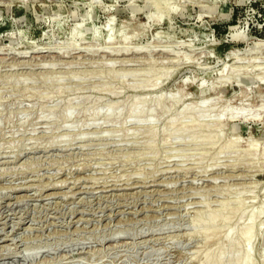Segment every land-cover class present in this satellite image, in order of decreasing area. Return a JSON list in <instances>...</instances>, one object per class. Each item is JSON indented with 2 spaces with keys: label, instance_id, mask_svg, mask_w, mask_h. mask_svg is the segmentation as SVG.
I'll return each instance as SVG.
<instances>
[{
  "label": "rangeland",
  "instance_id": "obj_1",
  "mask_svg": "<svg viewBox=\"0 0 264 264\" xmlns=\"http://www.w3.org/2000/svg\"><path fill=\"white\" fill-rule=\"evenodd\" d=\"M263 107L264 0H0V264H261Z\"/></svg>",
  "mask_w": 264,
  "mask_h": 264
},
{
  "label": "bare ground",
  "instance_id": "obj_2",
  "mask_svg": "<svg viewBox=\"0 0 264 264\" xmlns=\"http://www.w3.org/2000/svg\"><path fill=\"white\" fill-rule=\"evenodd\" d=\"M121 30V29H120ZM113 39V38H112ZM122 39H124V38H122ZM127 47V46H126ZM35 51V50H34ZM256 75V74H255ZM257 76V75H256ZM162 77V76H161ZM157 78H159V77H157ZM223 78V77H222ZM227 78V77H226ZM145 79H147V78H144V80ZM147 80H149V79H147ZM146 81H144V83H145ZM148 82V81H147ZM142 83H143V80H142ZM146 84V83H145ZM156 84L158 85V83L156 82ZM140 86V85H139ZM138 86V87H139ZM143 86H145L144 84H143ZM155 86V85H154ZM142 87V85L140 86V88ZM172 97H174L175 98V96H173L172 95ZM167 98V97H166ZM210 98L211 97H209V101H210ZM213 98H215L214 96L212 97V101L214 102V100H213ZM162 96L160 95V94H158V96L156 95L155 97H153L152 98V101H150L149 103H150V105H149V107H150V109L149 110H152L153 109V111L155 110V111H157L158 109H160V107H161V103H162ZM171 99V98H170ZM176 99V98H175ZM175 99H173V100H175ZM206 99V98H205ZM204 99V102L205 101H207V103H206V106H207V104H208V98H207V100H205ZM168 100H169V98H168ZM180 100H182V99H180ZM215 100H216V98H215ZM147 101H148V99H147ZM212 101H210V102H212ZM198 102H200V101H198ZM203 104H204V106H205V103L203 102V100L201 101ZM216 102V101H215ZM139 103H142V106L143 105H145V104H147L148 102H146V99H137V100H135L134 101V103H133V106L131 105V107H134V108H136V106L139 104ZM175 104H177L176 102H175ZM192 104L194 105L195 103L194 102H192ZM203 104H201V103H199V105L198 104H196L195 106H187V107H185V105H184V109H185V111H190V112H193L194 110H197V109H199V108H197V107H199V106H202ZM215 105H216V103H214ZM141 106V108H146V106H144V107H142ZM209 107H210V105H209ZM222 107V106H221ZM114 108H115V106L113 107V106H110L109 108H108V110H107V114H108V116L109 115H111L113 112H114ZM130 108V107H129ZM134 108H132V109H134ZM140 108V109H141ZM172 108H173V105H172ZM176 108V107H175ZM183 107H181V109H182ZM197 108V109H196ZM203 108H205V107H203ZM212 108H214V107H212ZM215 108H216V106H215ZM215 108L213 109V110H215ZM226 108H228L227 106L225 107V109L224 110H226ZM163 109V108H162ZM174 109V108H173ZM181 109H180V111H181ZM207 109V108H206ZM220 109H222V108H220ZM231 108H229V109H227L226 111H227V113L229 112V110H230ZM245 109V108H244ZM258 109V108H257ZM263 109H264V107H263ZM144 110V109H143ZM183 110V109H182ZM219 110V109H218ZM224 110L223 111H221V113H224ZM152 111V112H153ZM154 111V112H155ZM179 111V112H180ZM210 111H211V107H210ZM225 111V112H226ZM153 112V113H154ZM217 113V112H216ZM152 114V113H151ZM156 114V113H155ZM191 114V113H190ZM214 114V113H213ZM113 116V115H112ZM154 116H156V115H154ZM210 116H212V114H210ZM111 117V116H110ZM156 117H154V119H155ZM153 119V117L151 118V121L152 120H154ZM150 121V122H151ZM209 128V127H208ZM152 133V132H151ZM214 135V134H213ZM210 137H211V135H210ZM209 137V138H210ZM215 138V137H214ZM214 138H213V140H214ZM208 140H210L211 141V139H208ZM216 140V139H215ZM255 154V153H254ZM261 156H263L262 155V153H261ZM261 158H263V157H261ZM261 205H262V203H261ZM240 207H242V206H240ZM257 207V206H256ZM264 207V205H262L261 207H260V209L261 208H263ZM243 209H244V206H243ZM258 209H259V207L257 208V215H258ZM240 210V208H238L237 209V212ZM241 210H242V208H241ZM240 210V212H239V221H240V217L244 214L243 213V211H241ZM245 211H246V209H244ZM252 210V209H251ZM264 210V209H263ZM223 211H224V208H223ZM254 211H256V210H254ZM225 212V211H224ZM249 212V211H248ZM262 213H263V211H262ZM250 213H248V215H249ZM256 214V213H255ZM217 216L219 215V214H216ZM207 217H208V215H206ZM253 216L254 215H252V212H251V214H250V218H249V216H248V219L250 220V222L243 228V229H241L240 231H239V233L237 234V237L235 238V239H232L231 238V235L230 234H226V238H227V242H229L228 244L230 245V246H228L229 247V250L228 251H226L227 250V248H226V252H224V251H221V249L223 250V249H225V248H222V246H221V248L219 247V249H220V253H218V251L219 250H217V251H215V252H217V256H216V258H215V260H216V262H215V264H224L223 262H225V263H228V264H251V261L253 262V260H251V257L253 256H251L250 257V248H251V233H252V228H253V225H252V222H253ZM210 217V216H209ZM221 217H222V215H221ZM246 217H247V214H246ZM197 218V217H196ZM202 218H204V216L202 217ZM205 219V218H204ZM229 219V218H228ZM247 219V220H248ZM201 220H203V219H201ZM216 216L215 215H211V217L208 219V222H209V224H208V226L210 227V225H211V227H212V223L214 222L215 224H216ZM225 220V219H224ZM243 219H241V221H242ZM195 221H196V219L193 221L194 223H195ZM207 221V220H206ZM254 221H256V219L254 220ZM201 222V221H200ZM203 222V221H202ZM205 222V221H204ZM224 221H223V218H222V223H223ZM197 223V222H196ZM217 223H218V221H217ZM220 223H221V221H220ZM225 223V222H224ZM207 224H205V225H207ZM253 224H255V222L253 223ZM195 225H197V224H195ZM194 225V226H195ZM204 225V226H205ZM214 225V224H213ZM219 225V224H218ZM235 225H237V223L235 224ZM200 226H203V223H202V225H200ZM203 226V228L205 229V227ZM216 226H217V224H216ZM195 227H197V226H195ZM218 228V227H217ZM199 229V228H198ZM212 229V228H211ZM214 229H216V227H215V225H214ZM220 229V226H219V228L218 229H216V230H219ZM222 229V228H221ZM207 230H209L208 229V227H207ZM229 231V230H228ZM225 232H227V231H225ZM232 232V231H231ZM225 234V233H224ZM223 235V234H222ZM224 236V235H223ZM223 236H222V238H223ZM226 238H225V240H226ZM231 238V239H230ZM254 237L252 236V239H253ZM255 239V238H254ZM253 239V241H252V243L255 241ZM229 240V241H228ZM223 241V240H222ZM223 243V242H222ZM227 244V245H228ZM254 244V243H253ZM252 244V245H253ZM242 246H244V252H245V254H244V252H243V250H242V252H243V254H242V256H241V254L240 253H242V252H240L239 253V250H240V247H242ZM254 246V245H253ZM223 247H225V246H223ZM210 251V250H209ZM208 251V252H209ZM210 253V252H209ZM215 255H216V253H215ZM244 255V256H243ZM204 256H206V258H205V260H204V262L202 261L201 263L202 264H211V262H213L212 261V259H214L213 258V256H214V254H213V256H212V254L210 253V254H208L207 253V255L205 254ZM203 256V257H204ZM202 257V258H203ZM223 258H225L228 262H226V261H223ZM260 258V257H259ZM262 261H263V263H264V254L262 255V259H261V264H262ZM257 262V261H256ZM214 263V262H213Z\"/></svg>",
  "mask_w": 264,
  "mask_h": 264
}]
</instances>
